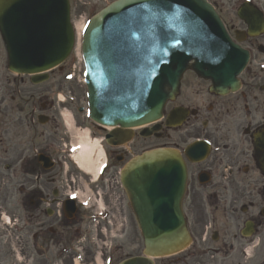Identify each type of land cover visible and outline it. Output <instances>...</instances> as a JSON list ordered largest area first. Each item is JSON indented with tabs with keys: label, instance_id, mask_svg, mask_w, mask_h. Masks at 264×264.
I'll return each instance as SVG.
<instances>
[{
	"label": "flooded vegetation",
	"instance_id": "af4514ba",
	"mask_svg": "<svg viewBox=\"0 0 264 264\" xmlns=\"http://www.w3.org/2000/svg\"><path fill=\"white\" fill-rule=\"evenodd\" d=\"M227 7L226 18L231 14ZM234 19L235 24L224 20L228 32L235 38L239 31L242 46L252 51L240 76L241 89L218 98L203 89V81L187 74L177 99L176 107L195 110L185 123V135L208 140L213 151L187 164L183 212L195 244L176 264H241L246 263V251L251 263L264 264V148L255 149V138L264 136V33L248 36V27ZM55 86L60 89L61 81L41 88H24L22 81L13 89L6 85L0 94V226L3 215L18 225L14 240L8 230H0V264H93L96 252L82 232L86 211L74 200L73 212L69 202L76 188L89 192L95 203L113 208L115 223L133 220L119 171L124 159L149 144L147 139L122 144L120 131L94 128V136L115 137L112 146L103 140L107 165L93 182L62 150L61 141L68 144V137L57 139ZM41 111L48 121L36 126L33 114L37 119ZM163 264H169L168 259Z\"/></svg>",
	"mask_w": 264,
	"mask_h": 264
},
{
	"label": "water",
	"instance_id": "95a60500",
	"mask_svg": "<svg viewBox=\"0 0 264 264\" xmlns=\"http://www.w3.org/2000/svg\"><path fill=\"white\" fill-rule=\"evenodd\" d=\"M122 7L124 11L119 12ZM202 7L201 0H124L94 20L85 44V58L94 106H98L93 117L97 122L132 126L158 117L160 109L156 112L148 109L149 113L140 117L152 82L154 77L161 80L186 55V41L191 31L186 21L191 18V10ZM109 12L113 13L106 16ZM103 15L111 19L113 27L124 25L126 28L116 29L108 37L101 23ZM61 17H66L64 0H0V32L11 70L33 73L59 62L60 56L55 53L58 43L40 50L43 56L38 54L34 62L20 48L33 46L38 39L56 32L57 18ZM112 62L114 69L104 75L103 66ZM163 90L166 96L172 91L168 87ZM97 93L102 94L100 101L96 99ZM168 161L166 170L173 169L174 174L180 172V167L183 170L177 155L165 150L137 157L126 168L124 186L134 195L131 199L138 212L145 211L142 206L148 202L144 191L147 175L150 171L162 170ZM147 227L150 233L146 252L159 250L166 242L178 244L180 241V237L168 239L161 230ZM126 264L145 263L133 260Z\"/></svg>",
	"mask_w": 264,
	"mask_h": 264
},
{
	"label": "bare ground",
	"instance_id": "6f19581e",
	"mask_svg": "<svg viewBox=\"0 0 264 264\" xmlns=\"http://www.w3.org/2000/svg\"><path fill=\"white\" fill-rule=\"evenodd\" d=\"M78 144H80V150L77 153L76 162L79 168L87 174L96 176L102 165V163H99L100 161L98 162V158L95 161L93 159L97 149L96 142L90 143L86 137V132H84L79 136Z\"/></svg>",
	"mask_w": 264,
	"mask_h": 264
},
{
	"label": "rangeland",
	"instance_id": "374dc122",
	"mask_svg": "<svg viewBox=\"0 0 264 264\" xmlns=\"http://www.w3.org/2000/svg\"><path fill=\"white\" fill-rule=\"evenodd\" d=\"M69 62H70V59L65 64L68 67H69ZM5 74L8 75L10 78L12 77L11 73H9L6 70V64H5V60H4V52H3V49H2V46H1V43H0V76L5 75ZM54 74H56V73H53L52 75H54ZM24 78H26V77H24ZM93 138H98V136L93 137ZM131 250H136V254H140V252L142 250V243H141L139 238H137L136 245L135 246H131Z\"/></svg>",
	"mask_w": 264,
	"mask_h": 264
}]
</instances>
